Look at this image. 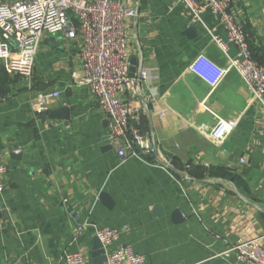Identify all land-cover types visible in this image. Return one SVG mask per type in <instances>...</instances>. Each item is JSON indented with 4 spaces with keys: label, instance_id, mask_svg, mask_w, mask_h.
Segmentation results:
<instances>
[{
    "label": "crops",
    "instance_id": "obj_1",
    "mask_svg": "<svg viewBox=\"0 0 264 264\" xmlns=\"http://www.w3.org/2000/svg\"><path fill=\"white\" fill-rule=\"evenodd\" d=\"M116 1L135 11L124 21L129 74L149 75L137 95L117 98L139 113L156 153L118 163L108 117L79 82L81 37L44 33L29 84L0 70V264H49L75 250L92 264L101 225L119 229L108 249L128 245L144 264H247L222 251L238 239L264 247V111L234 70L212 87L188 68L199 54L226 65L210 32L229 56L236 46L210 7L196 19L183 1ZM229 9L264 65V0ZM53 109L56 118L40 116ZM215 116L239 118L222 142L207 134Z\"/></svg>",
    "mask_w": 264,
    "mask_h": 264
},
{
    "label": "built area",
    "instance_id": "obj_2",
    "mask_svg": "<svg viewBox=\"0 0 264 264\" xmlns=\"http://www.w3.org/2000/svg\"><path fill=\"white\" fill-rule=\"evenodd\" d=\"M177 1H183L196 19L205 7H210L224 26L228 41L237 49L236 56H229L227 42L210 32L212 41L227 57L226 65L219 67L199 54L190 62V71L213 87L228 70H234L244 82L251 99L264 111V66L251 57L247 34L231 14L230 0ZM134 16L133 9L116 0H0V70L22 76L28 84L44 33L63 31L69 38L81 37L79 82L88 86L108 117V138L119 164L128 158L142 159V154L156 153L149 137L139 129V113L117 98L118 93L134 97L137 95V82L149 77L146 69H140L136 76L129 74L124 21ZM45 104L46 95H38L34 105L37 106L36 111H43ZM238 122V117L223 119L215 116L207 134L212 140L222 142ZM5 173L6 166L0 162V193L4 190ZM81 229L78 227V231ZM93 231L106 251L103 264H144L143 257L128 245L108 249L119 237L116 227L95 226ZM230 252L238 262L264 264V247L256 238L238 239L222 254L228 256ZM49 264L87 263L84 255L75 250L64 252L60 260Z\"/></svg>",
    "mask_w": 264,
    "mask_h": 264
},
{
    "label": "water",
    "instance_id": "obj_3",
    "mask_svg": "<svg viewBox=\"0 0 264 264\" xmlns=\"http://www.w3.org/2000/svg\"><path fill=\"white\" fill-rule=\"evenodd\" d=\"M14 45H16V42H13ZM130 71V69H129ZM58 114L57 109L50 110L48 112H43L40 114L41 117H44L47 115L49 118H56ZM105 193H101L100 198H104ZM106 258V251L105 248L102 246V244L99 242V240L95 237L94 243H93V249L91 253V260L92 264H103Z\"/></svg>",
    "mask_w": 264,
    "mask_h": 264
},
{
    "label": "trees",
    "instance_id": "obj_4",
    "mask_svg": "<svg viewBox=\"0 0 264 264\" xmlns=\"http://www.w3.org/2000/svg\"><path fill=\"white\" fill-rule=\"evenodd\" d=\"M251 57L254 59V60H256L254 57H253V54H251ZM257 62V61H256ZM258 64H259V62H257ZM259 65H261V63L259 64ZM261 66H264V65H261ZM4 71V70H3Z\"/></svg>",
    "mask_w": 264,
    "mask_h": 264
}]
</instances>
